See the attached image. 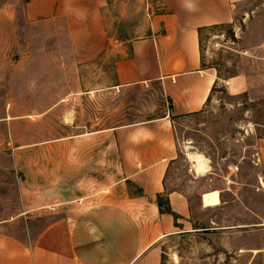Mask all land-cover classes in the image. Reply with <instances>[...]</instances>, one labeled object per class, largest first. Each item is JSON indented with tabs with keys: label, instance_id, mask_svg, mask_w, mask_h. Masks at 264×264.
<instances>
[{
	"label": "rangeland",
	"instance_id": "obj_1",
	"mask_svg": "<svg viewBox=\"0 0 264 264\" xmlns=\"http://www.w3.org/2000/svg\"><path fill=\"white\" fill-rule=\"evenodd\" d=\"M151 1L107 0L102 14L108 39L84 49L72 42L65 19L29 20L26 0H0V8L12 3L15 9L0 14V225L29 248L61 215L125 190L140 192L136 182L124 181L114 129L168 115L172 100L159 81L120 87L115 64L129 40L149 33L157 11ZM233 24V30L205 33L206 68L218 77L206 109L167 117L179 151L168 179L172 188L189 192L196 228L164 240L161 264H264V226H236L254 221L251 209L264 216V195L247 191L250 210L201 209L198 197L207 180L192 176L193 161L183 153L203 154L235 181L258 185L263 178L248 145L254 136L264 139V0L238 3ZM232 74L247 82L246 89L236 93L244 83L227 84ZM220 184L218 177L215 186ZM216 189L203 194L205 205L220 203ZM160 199L165 206L167 197ZM211 218L232 227L206 229Z\"/></svg>",
	"mask_w": 264,
	"mask_h": 264
},
{
	"label": "crops",
	"instance_id": "obj_2",
	"mask_svg": "<svg viewBox=\"0 0 264 264\" xmlns=\"http://www.w3.org/2000/svg\"><path fill=\"white\" fill-rule=\"evenodd\" d=\"M242 1H151L157 11L152 13L149 33L143 38L129 40L123 47L126 55L115 64L116 82L120 87L159 81L164 93L172 100L168 115L114 129L123 158L124 181L136 182L142 193L131 194L125 190L124 195L108 197L103 203L96 199L92 201V205L95 204L92 207H81L75 209L74 214L61 215L42 229L31 248L24 240L8 233L3 228L6 226L1 224L0 264H161L164 240L196 228L189 192L172 188L168 179L170 165L178 159L179 151L172 134V123L167 117L170 118L171 113L188 116L206 109L218 77L202 66L198 29L234 23L235 7ZM106 3L107 0H26L24 13L29 20L65 19L72 30L74 45L86 49L89 44L102 45L108 39L104 34L102 14ZM14 10V4L10 3L0 8V14H11ZM84 53L89 55L91 52ZM226 82L231 87L244 83L236 93L246 89L247 82L238 76ZM130 134L134 137H128ZM254 137L253 143L248 145L251 161L258 166L253 156L258 145L264 179V139L260 141ZM183 153L187 157L186 152ZM189 159L186 158L187 162H192ZM207 161L209 170L204 175L192 169L193 162L188 168L194 178L207 180L208 187L198 197L201 209L244 205L250 210L245 202L247 191L264 195V189L256 190L258 185L230 179L228 169L220 168L222 174L209 158ZM218 177H221L219 188L215 186ZM215 189L219 191L220 203L205 205L203 194ZM158 193L167 197L175 215L160 210ZM250 211L254 221L236 224L237 227L264 226V216ZM258 216L261 220L256 218ZM214 225L232 227L211 218L206 229L216 228ZM258 251L254 249V252Z\"/></svg>",
	"mask_w": 264,
	"mask_h": 264
},
{
	"label": "trees",
	"instance_id": "obj_3",
	"mask_svg": "<svg viewBox=\"0 0 264 264\" xmlns=\"http://www.w3.org/2000/svg\"><path fill=\"white\" fill-rule=\"evenodd\" d=\"M224 27H229L231 30H233L234 29V24L233 23H220V24H213V25H209V26H203V27H200L198 29L200 51H201V61H202V66L205 67V68H206V64H205V61H204V51H203L204 50L203 46H204L205 33L208 32V31H211V30H218V29H221V28H224ZM232 39L235 40L234 31L232 33ZM235 75L236 74H232L231 76H235ZM218 76L221 77L222 75L220 73H218ZM216 84H217V80L214 83L212 91H215ZM209 98H211V96ZM170 109H172V104L170 106ZM200 112H195V113H192L191 115H195V114H198ZM177 117H182V116L174 115V114L171 113V118H177ZM128 182L130 183L131 181L128 180ZM139 193H142V189H140ZM161 196H162L161 194H159V193L157 194L158 204H159L160 210L162 212H168V213H171V214L175 215V213L171 209V206H170V203H169L168 199H167L166 205L164 206V203L160 199Z\"/></svg>",
	"mask_w": 264,
	"mask_h": 264
},
{
	"label": "bare ground",
	"instance_id": "obj_4",
	"mask_svg": "<svg viewBox=\"0 0 264 264\" xmlns=\"http://www.w3.org/2000/svg\"><path fill=\"white\" fill-rule=\"evenodd\" d=\"M186 154L193 161V168L197 174L204 175L208 172L209 167H208V163H207L208 161H207L206 156H204L201 153H197L193 151L192 152L189 151Z\"/></svg>",
	"mask_w": 264,
	"mask_h": 264
},
{
	"label": "built area",
	"instance_id": "obj_5",
	"mask_svg": "<svg viewBox=\"0 0 264 264\" xmlns=\"http://www.w3.org/2000/svg\"><path fill=\"white\" fill-rule=\"evenodd\" d=\"M152 6V5H151ZM150 7H148V9H149ZM152 8H154V7H152ZM152 8H151V10H152ZM254 157H255V159H254V162L256 163V164H259L260 162H261V156H260V149H259V147L257 146V150H256V152L254 153ZM260 189H264V179L263 178H261L260 180H259V184H258V186H257V190H260ZM80 203H82V201L80 200Z\"/></svg>",
	"mask_w": 264,
	"mask_h": 264
}]
</instances>
